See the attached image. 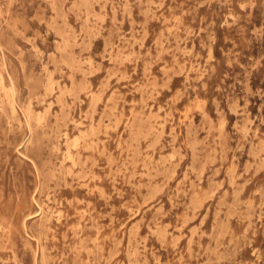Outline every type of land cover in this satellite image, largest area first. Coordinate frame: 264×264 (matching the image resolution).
I'll return each mask as SVG.
<instances>
[{"label":"rangeland","instance_id":"374dc122","mask_svg":"<svg viewBox=\"0 0 264 264\" xmlns=\"http://www.w3.org/2000/svg\"><path fill=\"white\" fill-rule=\"evenodd\" d=\"M0 79V264H264V0H0Z\"/></svg>","mask_w":264,"mask_h":264},{"label":"bare ground","instance_id":"6f19581e","mask_svg":"<svg viewBox=\"0 0 264 264\" xmlns=\"http://www.w3.org/2000/svg\"><path fill=\"white\" fill-rule=\"evenodd\" d=\"M103 20V19H102ZM96 22V21H95ZM88 41V40H87ZM116 44V43H115ZM64 46V45H63ZM1 80V79H0ZM58 82V81H57ZM1 85H2V83H1ZM5 90V89H4ZM14 90V89H13ZM6 92V91H5ZM14 92V91H13ZM6 94V93H5ZM97 94V93H96ZM12 96V95H11ZM8 97V96H7ZM95 97V96H94ZM94 97H92V98H94ZM97 100V99H96ZM51 105V104H50ZM70 105V104H69ZM14 106V105H13ZM12 106V107H13ZM11 107V108H12ZM15 107V106H14ZM27 108L28 107H26V110H27ZM14 109V108H13ZM31 109V108H30ZM29 110V109H28ZM32 111V110H31ZM86 113V112H85ZM12 114V113H11ZM41 116V115H40ZM91 116V115H90ZM101 117V116H100ZM13 118V117H12ZM30 118V117H29ZM93 118V117H92ZM37 120V119H36ZM83 131V130H82ZM31 134V133H30ZM77 137V136H76ZM98 137V136H97ZM72 139V138H71ZM71 139H70V141H71ZM99 139V138H98ZM73 141H74V139H73ZM78 141V140H77ZM93 141V140H92ZM26 143V142H25ZM90 146V145H89ZM69 154V153H68ZM69 156V155H68ZM71 156V155H70ZM64 157V156H63ZM74 158V157H73ZM63 161V160H62ZM96 161V160H95ZM73 163V162H72ZM68 167V166H67ZM70 168V167H69ZM88 173V172H87ZM83 177H85V176H83ZM48 196V195H47ZM61 203V202H60ZM39 210V209H38ZM61 210V209H60ZM25 222V221H24ZM45 235V234H44ZM38 237V236H37ZM42 248V247H41Z\"/></svg>","mask_w":264,"mask_h":264}]
</instances>
